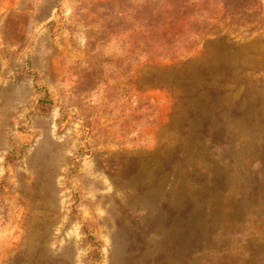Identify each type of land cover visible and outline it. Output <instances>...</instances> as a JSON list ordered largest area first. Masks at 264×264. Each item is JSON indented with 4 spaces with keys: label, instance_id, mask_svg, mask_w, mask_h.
<instances>
[{
    "label": "rangeland",
    "instance_id": "obj_1",
    "mask_svg": "<svg viewBox=\"0 0 264 264\" xmlns=\"http://www.w3.org/2000/svg\"><path fill=\"white\" fill-rule=\"evenodd\" d=\"M183 217L264 264V0H0V264H177Z\"/></svg>",
    "mask_w": 264,
    "mask_h": 264
},
{
    "label": "trees",
    "instance_id": "obj_2",
    "mask_svg": "<svg viewBox=\"0 0 264 264\" xmlns=\"http://www.w3.org/2000/svg\"><path fill=\"white\" fill-rule=\"evenodd\" d=\"M177 228L178 229L176 230V233L178 234V236L176 237L175 240L176 248H177L176 249L177 264H193L192 263L193 257L201 256L203 253L211 252V249H209L208 247L209 239L204 234L201 236L194 235V237L190 235L189 229H191V227H190L189 219L185 217L178 218ZM195 237H197V239ZM163 264H167V263H163Z\"/></svg>",
    "mask_w": 264,
    "mask_h": 264
}]
</instances>
